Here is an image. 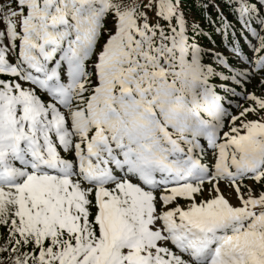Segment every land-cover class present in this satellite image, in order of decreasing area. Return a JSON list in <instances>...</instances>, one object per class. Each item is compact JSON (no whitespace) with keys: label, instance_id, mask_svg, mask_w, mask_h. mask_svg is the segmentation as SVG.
Here are the masks:
<instances>
[{"label":"snow or ice","instance_id":"snow-or-ice-1","mask_svg":"<svg viewBox=\"0 0 264 264\" xmlns=\"http://www.w3.org/2000/svg\"><path fill=\"white\" fill-rule=\"evenodd\" d=\"M0 264H264V0H0Z\"/></svg>","mask_w":264,"mask_h":264},{"label":"trees","instance_id":"trees-1","mask_svg":"<svg viewBox=\"0 0 264 264\" xmlns=\"http://www.w3.org/2000/svg\"><path fill=\"white\" fill-rule=\"evenodd\" d=\"M213 39L216 40L217 45H220V37H219V36H217V35H215V34L213 33ZM226 42H227V41H226ZM200 43H201L202 45L207 46V47H211V45L209 44V42H208L207 39H203V38H202L201 41H200ZM240 43L243 44V41L241 40ZM245 51H246V49H245Z\"/></svg>","mask_w":264,"mask_h":264},{"label":"rangeland","instance_id":"rangeland-1","mask_svg":"<svg viewBox=\"0 0 264 264\" xmlns=\"http://www.w3.org/2000/svg\"><path fill=\"white\" fill-rule=\"evenodd\" d=\"M247 50V49H246ZM250 54V53H249Z\"/></svg>","mask_w":264,"mask_h":264}]
</instances>
